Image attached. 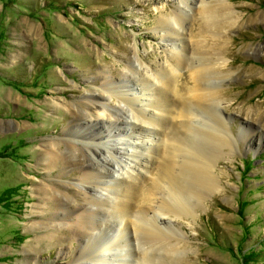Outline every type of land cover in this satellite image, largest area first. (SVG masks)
<instances>
[{
  "label": "rangeland",
  "instance_id": "obj_1",
  "mask_svg": "<svg viewBox=\"0 0 264 264\" xmlns=\"http://www.w3.org/2000/svg\"><path fill=\"white\" fill-rule=\"evenodd\" d=\"M199 1H192L191 19L181 37L203 43L208 60L214 62L217 54L226 60L222 73L230 74L228 78L208 83L217 89L227 134L230 130L233 136L229 155L212 163L220 192H206L192 217L171 222L192 250L165 263L264 264V0H203L204 10L214 12V24L204 28ZM177 6L172 0H0V264H66L69 258L61 259L60 251L68 245L76 250L77 239H67L71 235L65 230L66 235L46 230L56 214H65L53 206L59 192L70 186L69 194L78 198L71 184L79 171H45L43 166L50 143L75 144L70 141H80L79 130L91 138L90 130L100 125L85 132L86 124L66 113L65 101L92 89L123 90L117 77L136 53L146 62L164 63L163 47L172 42L156 21L158 16L172 17ZM105 70L111 79L90 82ZM179 73L178 97L191 87L188 73ZM144 77L150 81L151 76ZM193 113L200 123L194 129L212 125L203 113ZM176 125L174 134L184 137ZM241 125L249 131L239 134ZM148 131L140 133L144 141ZM249 133L252 143L246 139ZM193 142L192 148L203 153L201 138ZM159 165L148 168L153 176L159 175ZM40 187L55 190L57 199L45 204L49 194H42Z\"/></svg>",
  "mask_w": 264,
  "mask_h": 264
},
{
  "label": "bare ground",
  "instance_id": "obj_2",
  "mask_svg": "<svg viewBox=\"0 0 264 264\" xmlns=\"http://www.w3.org/2000/svg\"><path fill=\"white\" fill-rule=\"evenodd\" d=\"M172 1L178 5L172 17L158 16L156 21V26L172 42L163 47L164 63L146 62L136 53L134 60L122 67L123 74L117 77L123 90L92 89L77 100L65 101L66 113L86 124L85 132L90 125H100L98 130H90L91 138L79 130L80 141H70L75 143L70 144L72 146L64 141L50 143L46 152L45 171L56 167L79 171L75 183L71 184V189L78 190V198L69 194L70 186L59 192L58 199L55 190L38 189L44 195L49 194L43 199L45 204L57 199L53 201L54 208L59 211L57 213H65L63 216L56 214V222L52 221V228H47L46 233L66 235L62 232L65 230L71 235L66 236L67 239L78 241L76 250L68 245L60 251L61 259L69 258L66 264L173 262L179 254L192 248L174 230L175 226L171 227V222L192 217V209L203 194L217 193L222 188L221 181L217 182L219 175L211 174L212 170L215 172L212 163L229 155L233 135L230 130L227 134L228 121L221 115L225 106L216 99L217 89L208 82L210 79L223 81L230 74L222 73L226 60L221 55L217 54L212 62L211 57L208 60L204 56L209 49L203 43H187L185 35L181 37L188 26L186 22L191 19L193 0ZM199 4L198 9H203L200 11L202 28L213 25L214 12L204 10L203 0ZM132 48L137 50V45ZM180 70L188 73L191 87L178 97L176 87ZM145 74L151 76L150 81ZM104 78L111 79L110 70L93 76L90 82ZM129 83L140 86L141 90L128 88ZM113 97L119 98L121 103L113 102ZM160 98L165 99L162 105L158 104ZM194 109L207 116L212 125L205 130L194 129L200 124L195 120ZM177 122L184 131L182 138L174 134ZM241 126L239 134L249 131L245 125ZM145 129H149L147 141L140 134ZM162 133L163 137L158 140ZM250 136L249 133L246 139L252 143ZM198 138L205 148L201 154L192 148L193 141ZM147 142L151 144L150 148ZM64 145L68 147L60 151ZM154 163L160 164V173L153 176L148 168ZM175 163L177 166L173 167ZM148 173L149 177L146 176ZM145 185L149 187L146 189ZM63 241L59 240L60 245Z\"/></svg>",
  "mask_w": 264,
  "mask_h": 264
}]
</instances>
